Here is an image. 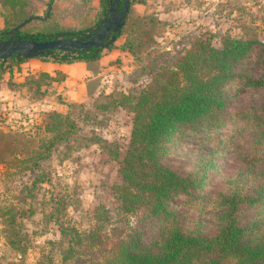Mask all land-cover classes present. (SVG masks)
Instances as JSON below:
<instances>
[{
	"label": "trees",
	"instance_id": "1",
	"mask_svg": "<svg viewBox=\"0 0 264 264\" xmlns=\"http://www.w3.org/2000/svg\"><path fill=\"white\" fill-rule=\"evenodd\" d=\"M77 3L70 2L63 18L53 0L45 16L34 12L31 0H0V7L14 9L8 14L2 8L0 34L7 39L9 30L27 20L16 32L21 39H74L94 31L110 14L111 0H98L91 18L79 11ZM36 20L41 26L27 32L25 27ZM162 24L165 21L158 14H141L131 5L117 33V39L125 34L124 40L108 48L118 47L128 52L134 63L139 62L154 41V30ZM102 49L44 50L37 56L89 61L99 58ZM255 54L263 57L264 65V40L226 34L216 46L210 38H198L170 66L154 68L153 78L142 88L104 94L108 101L100 107L122 106L133 113L129 146L120 162V182L113 184L119 209L128 214L144 208L152 230L145 237L139 227L131 226L130 231H122L108 254L90 256L79 264H264V68L257 74L246 64ZM27 58L12 55L7 59L20 63ZM63 77L61 72L53 76L39 71L28 73L26 80L36 84L43 98L47 85ZM245 89L263 91L262 102L230 108L229 99ZM79 106L82 102L72 101L67 112L48 113L45 129L51 135L24 162L39 167L55 146L69 139L75 126L70 114ZM107 146H115L113 155L117 157L119 145L106 142L103 147ZM186 146H193L192 166L179 169L169 164L167 157L175 149L187 152ZM23 149L20 152H25ZM225 157L237 162L239 168L233 176H225L222 189L211 191L207 188L209 173L219 171L220 159ZM179 198L183 199L181 206L197 214L192 226L184 220L185 214L178 212L175 202ZM106 213L103 204L96 208L98 231L108 223ZM8 225L13 232L10 246L24 251L17 225L13 221ZM60 227L70 235V241L82 240L76 228ZM98 231L87 235L93 243L101 240ZM74 252L77 250L71 244L64 259L72 258Z\"/></svg>",
	"mask_w": 264,
	"mask_h": 264
},
{
	"label": "rangeland",
	"instance_id": "2",
	"mask_svg": "<svg viewBox=\"0 0 264 264\" xmlns=\"http://www.w3.org/2000/svg\"><path fill=\"white\" fill-rule=\"evenodd\" d=\"M31 1L34 12L45 16L50 0ZM53 1L63 18L71 1H78L79 11L89 14V18L95 14L98 4V0ZM131 5L141 14L181 8L174 17L166 12L158 15L165 24L154 30V41L142 52L141 61L134 63L130 55L132 61L116 71L108 88L101 91L102 95L72 109L70 116L75 126L69 139L55 146L51 155L40 161L39 167H31L24 159L51 135L45 124L52 109L40 104L44 99L41 91L35 83L26 80L30 71L27 63L22 65L15 59L0 61V130L5 132L0 134V264H79L90 256L108 254L131 226L139 227L147 237L152 229L146 210L123 212L113 190V184L120 182V162L129 146L133 113L122 106L100 107L108 101L104 94L142 88L153 78L154 68L170 66L198 38H210L216 46L221 45L222 36L226 34L264 40V0H151L144 3L136 0ZM2 8L5 13H14L10 6L0 7L1 18ZM38 26L41 25L36 20L25 30L32 32ZM125 36L118 38L117 44ZM262 58L255 54L246 64L259 74L264 68ZM15 91L21 100L10 103L7 94L15 95ZM262 100L263 91L245 89L229 99V107L260 104ZM106 142L119 145L117 157L113 155L115 146L103 147ZM186 147L187 152L175 149L167 157L169 164L179 169L190 168L194 151L193 146ZM23 148L25 152H20ZM13 149L16 154L11 152ZM220 163L219 171L209 173L207 188L211 191L222 189L224 179L233 176L239 168L237 162L226 157L220 159ZM182 200H175L178 212L185 214L184 220L192 226L197 214L192 208L181 206ZM101 204L108 208L109 218L98 231L100 220L95 216ZM12 221L20 230L24 251L13 249L9 244L13 232L8 224ZM62 224L76 228L82 240L70 241V235L61 231ZM93 231H98L101 239L95 243L87 237ZM71 244L77 252L72 258L64 259Z\"/></svg>",
	"mask_w": 264,
	"mask_h": 264
},
{
	"label": "crops",
	"instance_id": "3",
	"mask_svg": "<svg viewBox=\"0 0 264 264\" xmlns=\"http://www.w3.org/2000/svg\"><path fill=\"white\" fill-rule=\"evenodd\" d=\"M150 1L147 0L146 2ZM179 1L181 2V0ZM180 8L161 11L157 14L162 15L166 12L167 15L174 17V15L177 16L176 12ZM3 25L4 20L0 17V29ZM114 44L117 45V42L115 41ZM129 61H132V58H130L128 52L122 51L118 47H107L104 48L102 55L95 60H77L65 63L64 61L34 56L28 57L22 62V65L23 63L28 64L30 71L27 74L39 71L49 72L53 76H56L58 72L65 74L62 79L52 81L50 85H47L48 93L40 103L44 108L65 112L69 102H86L98 95L102 90H106L111 81L110 78L116 75V71L121 70V67L125 68L128 66ZM5 91L6 89H3L2 92L5 93ZM7 95L10 97V103H17V100H21L16 95V91L15 95Z\"/></svg>",
	"mask_w": 264,
	"mask_h": 264
},
{
	"label": "water",
	"instance_id": "4",
	"mask_svg": "<svg viewBox=\"0 0 264 264\" xmlns=\"http://www.w3.org/2000/svg\"><path fill=\"white\" fill-rule=\"evenodd\" d=\"M131 6V0H111L109 16L104 18L103 27H96L91 33L74 39H51V40H24L16 36L17 30L27 22L18 24L7 33L10 38L0 40V59L6 60L12 55L23 57H34L44 50L74 51L89 49L93 46L97 48H107L117 40L119 33L124 25L127 12ZM35 18V17H33ZM107 37V40L105 38ZM11 248H9V251Z\"/></svg>",
	"mask_w": 264,
	"mask_h": 264
},
{
	"label": "flooded vegetation",
	"instance_id": "5",
	"mask_svg": "<svg viewBox=\"0 0 264 264\" xmlns=\"http://www.w3.org/2000/svg\"><path fill=\"white\" fill-rule=\"evenodd\" d=\"M98 27H100V28L103 27V23H101ZM3 35H4V34H0V40H4V39H3V37H4ZM10 37H11V35H10L8 38H10ZM105 40H107V37L105 38ZM94 47H95V46H93V47H91V48H94Z\"/></svg>",
	"mask_w": 264,
	"mask_h": 264
}]
</instances>
